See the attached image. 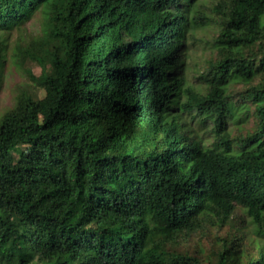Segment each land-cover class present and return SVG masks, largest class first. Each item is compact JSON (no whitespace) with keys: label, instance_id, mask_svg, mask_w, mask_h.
<instances>
[{"label":"trees","instance_id":"trees-1","mask_svg":"<svg viewBox=\"0 0 264 264\" xmlns=\"http://www.w3.org/2000/svg\"><path fill=\"white\" fill-rule=\"evenodd\" d=\"M37 12L13 62L44 95L0 114V264H264V0H0V90L1 36Z\"/></svg>","mask_w":264,"mask_h":264},{"label":"rangeland","instance_id":"rangeland-1","mask_svg":"<svg viewBox=\"0 0 264 264\" xmlns=\"http://www.w3.org/2000/svg\"><path fill=\"white\" fill-rule=\"evenodd\" d=\"M205 2L209 5L211 0H205ZM214 32V26L207 29H199L196 32V36L191 38L190 40L187 57V64L189 66L187 70V75L189 77V80L195 82L196 84L200 82L197 77L199 70H201L205 65V63L203 62L208 60L210 56H215L214 53H216V51L211 48L212 46L210 44V42L213 43L212 39H214L217 35V33L215 34ZM40 33L41 15L40 12H37L36 15L32 17L30 21L26 22L21 27H16L9 33L3 34L1 36L3 38H6L8 42V59L3 77L4 80L2 88L0 90V114L1 112L5 111L8 107L12 106L15 100V95L23 89L36 93L38 97H42L44 95L43 89L39 88L31 80L30 76L27 73V70L25 69V66H28L31 68L34 74L39 75L41 73L40 66L34 63H27L20 69L17 68L15 63L13 62V57L15 56V52L17 50L16 47L18 46L20 41L27 40L29 38V35L31 34L37 35ZM243 87V85H239L237 86V90L242 91L244 89ZM241 116L243 117V114ZM186 117L193 124L197 131L201 132L203 135L210 133L211 124H209L208 127L203 128L202 123L200 122V117L196 116L192 118L190 115H187ZM238 121H245V119H240ZM229 124V127L233 131V133H241L242 136L245 135L253 126V122L251 121L249 124L245 125V127L242 128L244 124L236 125L231 122V119H229ZM237 127L240 130L236 129ZM235 216L236 221H238V225L243 226L244 224L242 222V219L245 218L244 213L237 208L235 211ZM245 228V232H247V238L254 237V234L252 233V227L247 225ZM198 241H203L205 245L209 244L208 239L198 234H187L186 236L180 238V244L189 250H193L196 247ZM244 244L251 245V242L246 239L244 240Z\"/></svg>","mask_w":264,"mask_h":264},{"label":"clouds","instance_id":"clouds-1","mask_svg":"<svg viewBox=\"0 0 264 264\" xmlns=\"http://www.w3.org/2000/svg\"><path fill=\"white\" fill-rule=\"evenodd\" d=\"M245 115V116H244ZM246 117V114L244 113L243 114V118H245ZM212 126V125H211ZM230 128V127H229ZM243 128V127H242ZM231 130V129H230ZM232 131V130H231ZM233 132V131H232ZM211 134V133H210ZM243 136H245V135H243Z\"/></svg>","mask_w":264,"mask_h":264}]
</instances>
